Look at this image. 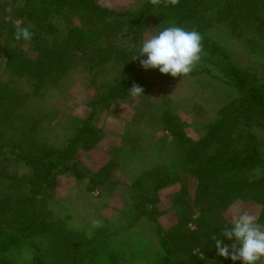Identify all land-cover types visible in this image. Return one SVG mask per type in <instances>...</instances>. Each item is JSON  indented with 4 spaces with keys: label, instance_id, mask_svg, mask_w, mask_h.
<instances>
[{
    "label": "trees",
    "instance_id": "trees-1",
    "mask_svg": "<svg viewBox=\"0 0 264 264\" xmlns=\"http://www.w3.org/2000/svg\"><path fill=\"white\" fill-rule=\"evenodd\" d=\"M3 1L0 0V4L3 5ZM7 5L1 8L0 17V37L8 39L7 45L4 43L6 53L0 68L5 76L0 78V134L9 128L16 131L13 126L20 119L26 120V124L25 127L17 125L21 141L8 152L0 150V155L9 159L8 153H15L16 161L20 160L28 171L19 178H9L0 164V264H15L8 257L22 241L27 242L34 253L28 264H146L149 259L153 264H242L230 258H213L211 250L215 242L212 236L219 239L223 229L206 219L198 221L195 229L181 228L178 223L165 229L155 222L148 236L138 230V233L129 232L127 227L118 239H114L115 245L107 240L95 243L83 238L66 218L55 216L45 201L58 203L53 196L54 180L61 166L79 171L78 177H88L89 171H84L75 161V149L78 145L91 146L98 131L89 124L88 116L60 148L40 146L27 134L32 126L34 108L38 107L34 103L36 97L45 101L50 91L65 85L75 64L82 63L90 74L94 73L96 65L104 62L122 68L125 75L118 84L109 86V97L118 93L117 87L127 89L134 83L149 87L155 78L172 76L158 69L142 68L139 60L146 56L132 59L142 46L143 33L146 30L157 33L169 26L194 29L202 35L203 49L220 55L243 101L210 124L205 135L196 142L185 139L190 149L183 163L217 182L224 196L243 195L251 201L263 202L264 79L238 64L228 49L211 37L207 25L211 15L207 9L215 8L216 21L230 28L248 47L264 52V36L260 31L264 27V0H179L175 6H165L163 2L155 6L146 0L126 10L104 7L99 0H9ZM8 14L23 21L22 26L33 33L31 40L14 39L15 24L7 23ZM67 14H79L82 28L72 25L70 20L69 24L62 23ZM81 31H88V34L80 35ZM23 44H27V49ZM29 48L32 54H27ZM22 78L28 90L19 84ZM21 110L22 114H17ZM239 118L245 120L243 125L249 131L240 132V135L229 133L225 125ZM227 132L229 134L224 136ZM208 148L211 150L206 152ZM259 169L262 171L256 174ZM178 171L176 168L165 174H155L147 170L134 180L137 185L144 176L154 174L155 182L147 188L142 185L140 190L142 211L152 202V198L145 200V195H154ZM17 200L24 201L20 211L13 209ZM259 219L264 220V209ZM42 221H46L45 229L41 228ZM35 231L41 232L46 243L33 241ZM155 244L157 250L149 255L148 245L154 248ZM194 247L202 254L201 260L184 258V252L188 257H198L190 253ZM61 250L63 255L69 253L62 256L63 261L56 260Z\"/></svg>",
    "mask_w": 264,
    "mask_h": 264
},
{
    "label": "rangeland",
    "instance_id": "rangeland-1",
    "mask_svg": "<svg viewBox=\"0 0 264 264\" xmlns=\"http://www.w3.org/2000/svg\"><path fill=\"white\" fill-rule=\"evenodd\" d=\"M8 1L0 4V17L1 8H7ZM99 1L104 7L126 10L134 9L146 0ZM207 11L211 15L207 24L211 37L226 47L238 64L264 79V52L248 47L230 28L217 22L213 17L215 8ZM5 18L7 23L20 21L9 14ZM79 19V14H67L62 23L69 24L71 21L72 25L82 28ZM260 29L264 36V27ZM79 33L88 34V31ZM154 34V30H146L142 43ZM7 42V37H0V68L6 53L4 43L7 45ZM23 47L27 49V44ZM27 54H32L30 48ZM115 66L104 62L96 65L92 70L94 73L90 74L82 63H77L66 77L65 85L50 91L45 101L37 97L34 100L38 107L34 108L32 126L28 128L27 135L40 146L60 148L88 116L89 124L98 131V137L91 146L78 145L75 149V161L84 171H89L88 177H78L79 171L62 166L55 172L53 196L58 203L45 201L53 214L66 218L67 223L83 238L95 243L107 240L110 245H115L114 239H118L127 227L129 232H141L148 236L155 222L165 229L177 223L181 228L195 229L198 221L206 219L222 230L230 225L234 208L256 215L257 222L264 224V220L259 219L264 201H251L243 195L224 196L217 182L199 175L183 163L190 149L186 147L185 139L196 142L205 135L210 124L243 101V95L229 77L220 55L203 49L201 60L189 75L155 78L149 87L140 85L143 93L138 96L130 94L131 87H117L118 93L108 96L109 86L118 84L125 75L122 68ZM0 78H5L2 72ZM19 84L29 89L24 78L19 80ZM20 120L17 125L25 127L26 120ZM244 121L242 118L235 122L230 120L225 125L226 129H230L229 133L233 131L234 135L246 133L249 130L243 125ZM17 125L13 126L16 131L9 128L0 134L1 151L8 152L21 141ZM210 150L208 148L206 152ZM8 154L9 159L0 155L4 175L19 178L26 174L27 166L19 159L16 161L15 153ZM176 168L179 171L171 176L170 182L157 189L154 195H145V200L146 197L152 198V202L148 201L149 207L142 211L140 190L142 185L147 188L155 182L154 174L144 176L137 185L134 180L147 170L165 174ZM261 171L257 170L256 174ZM23 207L24 201L17 200L13 209L20 211ZM93 220L101 221L102 226L94 227ZM45 222H41L42 229L47 227ZM1 237L0 233V240ZM43 237L41 232L35 231L32 239L38 244L46 243ZM219 239L228 245L234 242V238L229 240L222 236ZM147 249L149 255L154 254L157 244L154 248L148 245ZM63 252L58 251L56 260L63 261L62 256H68L69 253L63 255ZM211 252L213 258L228 259L218 255L215 245ZM190 253L198 257H188L185 252L183 257L201 260L198 248L194 247ZM33 254L29 244L22 241L8 260L13 259L15 264H28ZM146 264H153L152 259ZM257 264H264V257Z\"/></svg>",
    "mask_w": 264,
    "mask_h": 264
},
{
    "label": "clouds",
    "instance_id": "clouds-1",
    "mask_svg": "<svg viewBox=\"0 0 264 264\" xmlns=\"http://www.w3.org/2000/svg\"><path fill=\"white\" fill-rule=\"evenodd\" d=\"M152 5L159 6L162 2L175 6L179 0H149ZM23 21L15 24L14 39L29 41L33 33L28 27L22 26ZM203 51L202 35L196 30H185L180 26H169L145 39L137 55L132 59L146 56L139 63L145 70L158 69L162 74L172 77L189 75L201 60ZM133 96L143 93L142 86L133 84L129 89ZM94 227L102 226L99 220H93ZM234 242L224 244L216 235L212 236L218 255L241 261L242 264H257L264 257V224L257 222V216L247 211L234 208L231 212L230 225H226L222 234Z\"/></svg>",
    "mask_w": 264,
    "mask_h": 264
}]
</instances>
